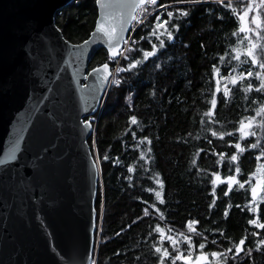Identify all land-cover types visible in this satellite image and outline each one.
Returning <instances> with one entry per match:
<instances>
[{
	"label": "trees",
	"instance_id": "16d2710c",
	"mask_svg": "<svg viewBox=\"0 0 264 264\" xmlns=\"http://www.w3.org/2000/svg\"><path fill=\"white\" fill-rule=\"evenodd\" d=\"M246 2L225 0L221 5L218 0H158L155 6L139 11L140 21L125 49H133L127 53L128 60L121 56L109 62L107 51L101 49L89 63V70L110 63L111 72L115 69L112 79L122 81L118 86L109 84L87 141L99 169L93 264H156L158 257L152 249L160 246L157 226L182 238L192 236L196 245L193 257L200 253L198 244L205 238L208 246L204 251L209 255L213 250H234V242L246 238L242 255L229 264H264V251L257 247V240L264 239V231L247 224L248 219L257 217V209L264 222V183L256 198L250 192L258 176L264 181V145L247 149L248 144L264 140V115H257L264 105V95L246 91V83L235 88L229 85V96L224 97L220 91L215 113L208 115L216 90L212 65L226 77L252 68L250 60L236 66L232 58V49L243 53L251 40L239 32L238 13ZM178 9L190 15L182 17ZM168 11L178 17L171 23L181 27L175 40L159 49L158 41L148 34L154 29L155 15L167 19ZM96 18V0H75L56 13L54 21L67 41L80 44L89 38ZM250 27L252 32L256 29L254 25ZM149 41L157 44L158 52L145 62L143 52L151 50ZM133 59L141 61L136 69L117 71L126 69ZM253 83L259 81L253 78ZM132 115L137 117L135 125L128 119ZM248 117H256L249 130L254 135L243 142L246 151L238 154V162H232L230 157L236 150L229 142L239 140V134L225 135L224 139L219 134L234 131L240 120ZM212 131L217 132L216 137L211 136ZM93 140L95 148L91 146ZM219 152L227 155H218ZM129 166L133 168L131 173ZM236 168L241 169V177L247 181L245 188L237 184L225 197L227 186L221 184L214 198L210 194L211 173L236 175ZM157 191L164 203L156 197ZM211 203L215 206L209 210ZM249 207L251 213L247 211ZM226 209L230 212L225 219ZM188 219L199 220V235L189 231L185 223ZM254 231L259 235L253 236Z\"/></svg>",
	"mask_w": 264,
	"mask_h": 264
},
{
	"label": "water",
	"instance_id": "95a60500",
	"mask_svg": "<svg viewBox=\"0 0 264 264\" xmlns=\"http://www.w3.org/2000/svg\"><path fill=\"white\" fill-rule=\"evenodd\" d=\"M74 1L0 0V45L16 47L13 58L0 67V77L31 71L28 96L36 88L35 99H28L21 81L0 101V160L8 166L5 172L0 165V264L92 262L99 172L88 142L85 148L79 147L80 130L73 131L71 120L76 112L86 118L84 109H95L94 115L98 112L111 69L103 87L95 77L85 79L92 58L107 49L106 40L94 28L86 49L69 51L65 47L67 40L54 17ZM132 3L134 0H96L97 18L105 16L117 27L124 23L122 35L127 38L132 16L139 9L130 8ZM28 19L37 21V31L25 33L32 48L31 57L25 60L19 52L22 38L14 36L10 28ZM57 100L61 102L56 105L57 115L68 121L63 129L53 127L48 116ZM92 134L93 128L84 133L87 141ZM49 143H58V147L49 149L41 168L34 170L33 161L39 162L37 158ZM57 156L60 159L53 163Z\"/></svg>",
	"mask_w": 264,
	"mask_h": 264
},
{
	"label": "snow or ice",
	"instance_id": "6c2138e0",
	"mask_svg": "<svg viewBox=\"0 0 264 264\" xmlns=\"http://www.w3.org/2000/svg\"><path fill=\"white\" fill-rule=\"evenodd\" d=\"M193 3L197 2H203V0H192ZM97 3H99V0H97ZM158 3V0H134V3L130 4L129 7L135 9L136 7H140L142 10H145L148 8L149 5L155 6ZM218 3L221 5H224L225 0H218ZM228 8H231V3H228ZM161 7H166L165 5H162ZM179 15L182 17H188L190 13L183 11L181 9H178ZM153 15V14H148ZM167 19L163 18L161 14L155 15V22H154V29L153 31L149 32L150 37H155L156 41L159 43V49L165 48L166 44L170 41H174L176 34L179 32L181 25L179 23H171V21L178 17H174V13L172 11H168L166 13ZM238 18L240 21V27L239 32L245 33V32H252V28L249 27L250 25H254L255 28L258 31H264V0H247L246 6L242 12L238 13ZM133 20H136V16H132ZM218 19L222 20V17H219ZM125 23H128V21H125ZM37 21L34 19H28L24 21V23L21 26H12L10 28V31L13 33L14 36H17L21 39V43L19 45V52L23 55L25 60H28L31 57L32 48L30 46V39L25 36V33L37 31ZM42 31V29H41ZM125 31V25L124 23L120 24L119 27H117V24L115 22H110L109 18L105 16H99L95 21L94 26V32L102 36L106 42H107V60L109 62H115L117 61L121 56L125 60H128L127 53L129 51H132L133 49L128 48L127 50L122 48V45H128L129 40L125 38L122 33ZM47 35V33H45ZM233 35L235 36L236 33L234 32ZM166 37V39H165ZM143 39V37H141ZM92 37H89L88 40H84L82 44H75V45H68L67 41H65V47L71 51V49H86L91 43ZM151 43V41H149ZM131 43H135V41H131ZM233 53L235 55L232 57L234 60L239 61L241 64H244L247 60H250V63L252 65V68L240 71L238 75H233L230 78V84L235 88L238 86V84H244L246 83L247 88L246 91L251 92L255 90L257 93L264 95V56L259 55V50L257 49V44L249 40V46L244 49L243 53L237 51L235 48L232 49ZM158 52L157 44L151 43V50H145L143 52L144 61L146 62L149 58L156 55ZM16 54V47L15 45L10 47H4L3 45H0V67H2L4 64H6L8 61H10L13 56ZM80 52H77L76 55H80ZM242 56L246 59H242ZM219 59L223 60L224 56H221ZM67 61H65L66 63ZM141 64V61L133 59L130 60L127 63L126 69L125 68H117L118 72L122 71H132L133 69H136L138 65ZM159 67V65H157ZM259 69L257 71L256 69ZM109 72H110V63H101L96 67H93L91 71L88 73L87 76H85V79H90L92 77H95L97 80V83L100 84L102 87L105 85V82L109 81ZM212 74L216 79V90L213 92V99L211 100V106L208 108V115L212 116L215 113L216 105L218 103L217 97L220 95V81L224 80L227 81L229 77H226L222 75L220 72V69L217 68L215 64L212 65ZM34 74L29 71L27 73H24L23 71L19 72H13L11 73L7 78L0 77V101H3L5 97H7L10 93V91L16 87L21 81L25 82V95L28 99H35L36 97V88L33 87L31 90V96H28L27 93V81L29 77L33 76ZM253 78L259 81V84L253 83ZM110 83L114 85H121L122 81L120 79H112ZM85 85L81 84V87H84ZM53 91L56 92L57 95H59V92L53 88ZM230 93V89L228 87V84L225 83L223 87V96L228 97ZM38 103H42L43 101H37ZM258 101H253V103H257ZM61 102L59 100L56 101V104L53 105V109L48 111V116L51 117V123L53 127H60L63 129L68 121L62 120L59 115H57V112L55 111L56 105L60 104ZM102 104V101H98V105ZM47 111V110H46ZM87 115L86 118L84 116L80 115V112H76L75 115L72 117L71 124L73 131L76 129H79V139H80V145L79 147L81 149L85 148L87 144V137L84 136L85 132H91V129L93 127V120H94V113L95 109H92L91 112H89L88 109L83 110ZM257 115H264V105H262L257 112ZM256 117H248L247 120L241 119L239 122V126L235 128L234 131L229 133L221 132L220 138L224 139L225 135L228 136H235L239 134L240 139L233 142H229L230 147L235 148V152L231 155L230 160L232 162H238V154H243L246 151V148L243 145V142L248 139L250 136L254 135L253 132L248 131L249 129H252V121ZM131 121V124L135 125L137 123V117L132 115L128 118ZM57 121H59V124H57ZM212 137L217 136L216 131L211 132ZM145 140H148V137H144ZM211 143V141H209ZM149 143H151L149 141ZM261 145H264V140H261L258 143H250L247 145V149L254 150L258 147H261ZM92 148H95V141L92 142ZM58 147V143L53 145L49 143L47 146H45L42 150L41 156L38 159L39 162L36 160L33 161L34 170L40 169L43 161L47 159V154L49 149H55ZM150 151V149H149ZM87 155V153H86ZM218 155L226 156L227 153L225 152H219ZM12 159H15V157H12ZM60 159L59 156L55 157L53 160V163L58 161ZM105 160L108 159L107 156L104 157ZM0 165L5 166L4 171L6 172L8 170V166L6 165V162L4 160H0ZM93 167L95 168V164H93ZM222 167V165H221ZM96 171L99 172V169L96 168ZM128 172H133V168L131 166L128 167ZM236 175L228 174L226 176H222L219 172L213 171L211 173V195L215 198L216 195V188L217 186L221 184H226V189L223 192V195L225 197H228L233 190L235 185H239L241 189H244L246 186L247 181H244L241 177V169L236 168L235 169ZM130 179V177L128 178ZM157 183H162L161 181H157ZM264 183V181L257 180L256 183L251 187L250 192L251 196L255 198L257 196L258 187ZM156 197L158 199L161 198V192L157 191L155 193ZM160 203H164L162 199H160ZM251 203V201H249ZM214 203H211L208 205L209 210H212L214 208ZM153 207H156L153 205ZM237 207H239L237 205ZM147 211V210H145ZM249 213L252 212V208L249 207L247 209ZM230 210H225V219L227 218V215L229 214ZM186 226L189 229L190 232L199 235L200 233L197 232V226L199 224L198 219H188L186 222ZM247 224L250 226H253L255 229H259L261 231H264V222H261V218L259 217V209H257V217L256 218H250L247 221ZM156 232L159 234L160 239V246H153L152 251L157 255L158 259L156 261V264H177V261L182 262V264H229L230 260H236L238 257H240L243 253V249L245 244L247 243L246 238H241L238 241L234 242V250L233 248H224L223 250H213L209 253L205 252L204 250L208 246L207 238H205L204 242H201L198 244L199 249L201 250L198 255H195L193 257L192 252L194 247L196 245L194 244L193 237L190 235H184L183 236V242L187 243L188 245V254H183V250L181 248V241L178 239H174L171 235H165L164 231L160 229L159 226L156 228ZM216 233H214L215 235ZM219 234H223L219 233ZM253 236H258V232H253ZM152 233H149V238H151ZM165 240L168 241L170 244L172 251L169 250V247L163 246ZM212 244H217L216 240L211 241ZM257 247L259 250L264 251V239H258L257 240Z\"/></svg>",
	"mask_w": 264,
	"mask_h": 264
},
{
	"label": "rangeland",
	"instance_id": "374dc122",
	"mask_svg": "<svg viewBox=\"0 0 264 264\" xmlns=\"http://www.w3.org/2000/svg\"><path fill=\"white\" fill-rule=\"evenodd\" d=\"M138 21H140L139 20V18H138ZM249 27H250V25H249ZM247 37H251V41L252 42H254V43H256L257 44V49L259 50V55H261V56H264V31H258L257 29H255V30H253V32H252V36H250V33L249 32H245L244 33ZM240 62L239 61H237V60H235V65L236 66H240ZM257 71H259V69L257 68L256 69ZM233 75H238V72H234V73H231V75H230V77H229V79L227 80V81H224V80H221L220 81V91H222L223 90V87H224V84L225 83H227L228 84V86L229 85H231L230 84V78H231V76H233ZM216 80V79H215ZM252 125H253V122H252ZM250 130V129H249ZM248 130V131H249ZM257 180H260V177L258 176V178L256 179V181ZM262 185V184H261ZM261 185L258 187V191H257V196H258V194L260 193V190H261ZM256 196V197H257ZM255 197V198H256ZM165 233V235L167 236V235H171L174 239H178V240H180L181 241V248H182V250H183V254H185V255H187L188 254V248H187V243H185V242H183V238L182 237H180V236H178V235H174V234H169L168 232H164ZM158 242H159V245H160V239L158 238ZM163 246H167V247H169V250L170 251H172V248H171V246H170V244L168 243V241L167 240H165V242H164V245ZM198 255V254H197ZM91 264H93L92 262H91Z\"/></svg>",
	"mask_w": 264,
	"mask_h": 264
},
{
	"label": "built area",
	"instance_id": "2783aa9c",
	"mask_svg": "<svg viewBox=\"0 0 264 264\" xmlns=\"http://www.w3.org/2000/svg\"><path fill=\"white\" fill-rule=\"evenodd\" d=\"M140 10H141V8L139 7L138 11L135 14V16L137 17V19L136 20H133L132 23H131V25H130L129 34H128L127 38H126L128 40H130V35L135 31L136 27L138 26V23H139V21H138V18H139L138 17V13H139ZM128 46H129V44L128 45H123V49H126ZM114 72H115V69H114L113 72H111V79H110V81L112 80V77L114 76Z\"/></svg>",
	"mask_w": 264,
	"mask_h": 264
}]
</instances>
